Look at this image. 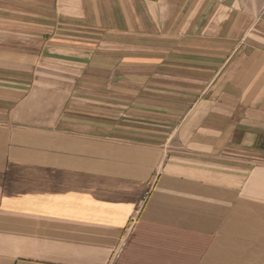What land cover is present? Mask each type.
I'll list each match as a JSON object with an SVG mask.
<instances>
[{
    "label": "crops",
    "instance_id": "obj_1",
    "mask_svg": "<svg viewBox=\"0 0 264 264\" xmlns=\"http://www.w3.org/2000/svg\"><path fill=\"white\" fill-rule=\"evenodd\" d=\"M0 264H264V0H0Z\"/></svg>",
    "mask_w": 264,
    "mask_h": 264
},
{
    "label": "built area",
    "instance_id": "obj_2",
    "mask_svg": "<svg viewBox=\"0 0 264 264\" xmlns=\"http://www.w3.org/2000/svg\"><path fill=\"white\" fill-rule=\"evenodd\" d=\"M144 1H149V0H144Z\"/></svg>",
    "mask_w": 264,
    "mask_h": 264
}]
</instances>
